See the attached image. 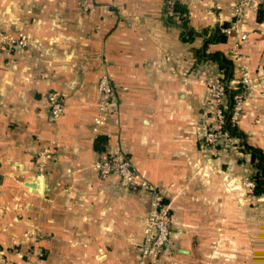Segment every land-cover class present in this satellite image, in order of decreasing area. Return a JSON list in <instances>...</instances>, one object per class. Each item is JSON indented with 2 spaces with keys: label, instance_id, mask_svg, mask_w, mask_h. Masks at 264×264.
I'll return each mask as SVG.
<instances>
[{
  "label": "crops",
  "instance_id": "obj_1",
  "mask_svg": "<svg viewBox=\"0 0 264 264\" xmlns=\"http://www.w3.org/2000/svg\"><path fill=\"white\" fill-rule=\"evenodd\" d=\"M180 1L195 31L230 24L225 42L207 51L232 60V83L243 77L253 88L237 124L264 153L263 0L237 21L238 0ZM0 31L30 40L0 49V264H138L149 195L114 174L100 177L94 162L107 156L127 159L167 204L169 241L158 264H230L234 253L243 264L251 251L263 258L264 195L243 183L251 155L211 158L199 146L218 67L195 62L201 36L182 42L163 0H0ZM102 74L115 106L95 127ZM49 92L63 105L55 119ZM98 135L102 151L93 147ZM43 148L52 153L40 173Z\"/></svg>",
  "mask_w": 264,
  "mask_h": 264
},
{
  "label": "built area",
  "instance_id": "obj_2",
  "mask_svg": "<svg viewBox=\"0 0 264 264\" xmlns=\"http://www.w3.org/2000/svg\"><path fill=\"white\" fill-rule=\"evenodd\" d=\"M257 0H238L232 7V15L237 21L244 9ZM246 41V34L238 35L237 41L232 49L231 54L235 57L238 55L239 46ZM29 38L23 33L8 34L0 31V49L10 48H24L29 45ZM220 76V75H219ZM240 84L243 88L241 95L237 96L231 111V121L237 122L238 110L241 107L242 98L249 95L252 89L249 82L241 77L233 82ZM210 96L215 102L222 104L220 108L216 109V117L220 125L218 129V136L222 137L224 147L236 141L231 137L227 131H221V124L223 121L222 111L225 110V95L223 91V84L216 77L209 83ZM97 91L99 94V103L96 108V114L93 117V124L95 127L103 125L109 118V115L114 111V88L106 74H102L97 81ZM47 108L50 118L55 119L63 112V105L60 97L55 92H49L46 96ZM208 142H216V134H209ZM218 141H220L218 139ZM52 150L43 148L36 151L37 169L42 173L45 169V164ZM94 167L100 177L114 174L117 176L119 183L122 186L135 188L146 191L149 195V207L143 219L142 241L138 250V264H158L161 253L169 241V215L167 204L162 202L161 192L144 178L138 177L132 170L130 162L125 158L104 157L97 159L94 162ZM248 185L253 186L252 181ZM29 264H36L35 262Z\"/></svg>",
  "mask_w": 264,
  "mask_h": 264
},
{
  "label": "trees",
  "instance_id": "obj_3",
  "mask_svg": "<svg viewBox=\"0 0 264 264\" xmlns=\"http://www.w3.org/2000/svg\"><path fill=\"white\" fill-rule=\"evenodd\" d=\"M163 13L166 22L174 25L179 29V38L184 43H189L195 36H201V45L198 48H193L192 53L195 62L210 60L216 63L219 70V81L223 84L225 95V110L222 111L223 121L221 131H227L231 137H234L238 142L240 151L251 155L252 174L251 181L253 186L251 194L254 196L264 195V153L253 148L246 142L245 134L239 128L237 122L231 121V111L237 96L241 95L243 88L238 83L230 85L233 77V62L220 51L208 52L209 44L223 43L226 40L225 30L229 27V23L224 22L215 25L212 28H204L200 31H195L188 25V11L184 3L180 0H163ZM258 21L264 18V0L257 6ZM106 138L98 135L94 139L93 147L97 151L104 149Z\"/></svg>",
  "mask_w": 264,
  "mask_h": 264
},
{
  "label": "rangeland",
  "instance_id": "obj_4",
  "mask_svg": "<svg viewBox=\"0 0 264 264\" xmlns=\"http://www.w3.org/2000/svg\"><path fill=\"white\" fill-rule=\"evenodd\" d=\"M229 27H230V25H229ZM227 30H228V28L225 30V32H227ZM219 75L220 74L218 73V76H216V77H219ZM230 85H235V83L231 82ZM252 90H253V88L250 90V92ZM243 99L244 98H242V101H243ZM242 101H241V104H242ZM221 105L222 104L215 102L212 99V97L210 96V90H209V101L205 107L206 108L205 113H207V115L211 117L210 118L211 122L208 123L207 125H205L203 127V129L201 130L200 139H199V146L203 151L207 152L209 154L208 156H211V158H216V156L221 157V156L226 155L230 152L231 153L237 152L239 154L241 153L237 141L230 143L224 147V141L225 140L222 137L218 136L219 135L217 133L218 129H219L218 125H220V124L218 123V120L216 117V109L220 108ZM240 111H241V107L238 110L237 120H238V117L240 115ZM210 133L216 134V142H213V143L208 142L207 138H208V135ZM218 139L220 141H218ZM252 171H253V169L250 167V170L248 171L247 176L243 180L245 187L250 189V191H251L252 186L248 185V183L251 180ZM250 194H251V192H250ZM233 255H234V258L232 259L230 264H240V259L238 258L239 255H236L235 253ZM248 255H249V257H248ZM248 255H246L245 261L243 264H264V254H263V258L260 256V254L256 255V253L254 254V252L252 253V251L249 252Z\"/></svg>",
  "mask_w": 264,
  "mask_h": 264
}]
</instances>
